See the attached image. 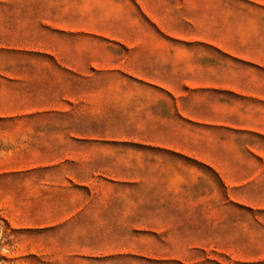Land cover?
Masks as SVG:
<instances>
[{
    "label": "crops",
    "instance_id": "obj_1",
    "mask_svg": "<svg viewBox=\"0 0 264 264\" xmlns=\"http://www.w3.org/2000/svg\"><path fill=\"white\" fill-rule=\"evenodd\" d=\"M103 24L130 35L88 41L89 55L108 47V71L125 86H86L97 66L86 72L79 62L86 42L68 38L98 35ZM62 45L74 50L48 55ZM38 55L59 70H26L29 57ZM230 60L248 69L230 67ZM39 114L48 115V135L35 152L44 151L47 161L27 170H48V227L116 216V200L77 193L99 190L102 177L111 178L110 167L102 170L101 145L118 140L84 129L116 128L119 119L126 129H141L124 140L156 151L142 158V173L195 174L180 161L198 162L217 177L224 202L264 208V150L234 139L264 135V0H0V117L20 124L11 118ZM214 142L228 145L219 163L198 148ZM160 155L179 167L160 162ZM163 204L155 207L184 206ZM158 252L89 248L83 257L90 264L172 260Z\"/></svg>",
    "mask_w": 264,
    "mask_h": 264
},
{
    "label": "rangeland",
    "instance_id": "obj_2",
    "mask_svg": "<svg viewBox=\"0 0 264 264\" xmlns=\"http://www.w3.org/2000/svg\"><path fill=\"white\" fill-rule=\"evenodd\" d=\"M101 29L98 35L68 37L70 41L86 42L80 49L81 67L89 72L91 63L97 66L93 69L96 78L87 81L86 86H125L123 77L108 71L113 61L108 59L109 48L95 49L98 56L92 59L87 42L124 38L130 33L116 31L110 24H103ZM71 50L74 49L62 45L48 49V55L68 54ZM21 59L26 61L24 56ZM28 61L26 70H59L42 55L31 56ZM230 67L248 69L232 60ZM216 114L219 118L220 113ZM244 114L243 120L251 119L250 114ZM229 118L236 119L237 113H229ZM11 119L23 122L0 117V264H90L83 257L89 248L136 247L157 250L159 259L172 260L134 264H264V208L224 202L217 177L198 162L180 161L181 165L195 167V174H178L175 170L142 173V158L156 151L124 140L122 136L139 135L141 129H126L121 119L114 122L116 128L84 129L118 140L101 145L102 170L110 167L111 178L102 177L99 190L77 193L79 199L116 200L118 204L111 209L117 211L116 216L109 213L99 222L80 218L67 225L48 227V170L42 166L27 170L47 161L44 151L37 155L35 150L45 147L48 115ZM214 134L218 135L217 131ZM234 139L241 147L251 145L264 150V135L249 133ZM198 146L218 163L228 149L220 142H214L211 148ZM103 152L110 153V157H104ZM159 157L160 162L179 167L178 161L165 155ZM260 162L255 161L257 167ZM63 194L55 193V197ZM157 203L184 206L156 208Z\"/></svg>",
    "mask_w": 264,
    "mask_h": 264
},
{
    "label": "trees",
    "instance_id": "obj_3",
    "mask_svg": "<svg viewBox=\"0 0 264 264\" xmlns=\"http://www.w3.org/2000/svg\"><path fill=\"white\" fill-rule=\"evenodd\" d=\"M5 222V221H4Z\"/></svg>",
    "mask_w": 264,
    "mask_h": 264
}]
</instances>
